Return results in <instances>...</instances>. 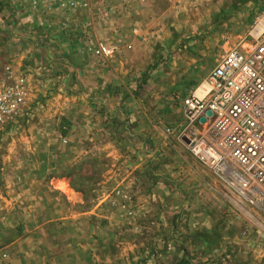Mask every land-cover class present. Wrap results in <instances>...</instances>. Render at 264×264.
<instances>
[{"label": "rangeland", "instance_id": "374dc122", "mask_svg": "<svg viewBox=\"0 0 264 264\" xmlns=\"http://www.w3.org/2000/svg\"><path fill=\"white\" fill-rule=\"evenodd\" d=\"M61 1L0 0V71L28 80L0 129V264H264L263 208L180 137L181 97L264 0Z\"/></svg>", "mask_w": 264, "mask_h": 264}, {"label": "built area", "instance_id": "2783aa9c", "mask_svg": "<svg viewBox=\"0 0 264 264\" xmlns=\"http://www.w3.org/2000/svg\"><path fill=\"white\" fill-rule=\"evenodd\" d=\"M60 5L87 2L64 0ZM117 50L116 44L98 43L92 51L111 56ZM204 82V94L194 89L180 99V137L194 158L240 200L264 210V12L240 43L225 51ZM27 94L26 74L5 65L0 71V129L16 117Z\"/></svg>", "mask_w": 264, "mask_h": 264}, {"label": "crops", "instance_id": "0c3cea01", "mask_svg": "<svg viewBox=\"0 0 264 264\" xmlns=\"http://www.w3.org/2000/svg\"><path fill=\"white\" fill-rule=\"evenodd\" d=\"M117 1V3H118V5H121V4H123L121 1L122 0H116ZM145 0H125V2H124V4H126L127 5V7H129V9H131L132 7H134V5H136V4H138V3H143ZM136 2H138V3H136ZM145 5H146V3H145ZM145 7V6H144ZM36 9V8H35ZM132 10H130L129 12H131ZM29 17H27V19H28ZM27 19H23L22 20V23L23 22H25V21H27ZM24 27L26 28V29H29V25L28 24H24ZM24 27H22V30L25 32L26 30H25V28ZM136 29V28H135ZM137 30V29H136ZM14 32H15V30H14ZM13 38L14 39H18V40H25L26 39V42L28 43V42H34V40H36L37 39V36L36 35H33V34H23V33H21V32H17L16 34L14 33V36H13ZM16 67H17V69H15V70H17V71H19V69H20V66H19V63L17 62V65H16Z\"/></svg>", "mask_w": 264, "mask_h": 264}, {"label": "trees", "instance_id": "16d2710c", "mask_svg": "<svg viewBox=\"0 0 264 264\" xmlns=\"http://www.w3.org/2000/svg\"><path fill=\"white\" fill-rule=\"evenodd\" d=\"M179 264H193V263L191 262V259H190L189 256L184 255V256L181 258V260L179 261Z\"/></svg>", "mask_w": 264, "mask_h": 264}, {"label": "bare ground", "instance_id": "6f19581e", "mask_svg": "<svg viewBox=\"0 0 264 264\" xmlns=\"http://www.w3.org/2000/svg\"><path fill=\"white\" fill-rule=\"evenodd\" d=\"M205 90H206V84H205V82H203L202 85H200L196 89V93L202 95V94H204Z\"/></svg>", "mask_w": 264, "mask_h": 264}, {"label": "water", "instance_id": "95a60500", "mask_svg": "<svg viewBox=\"0 0 264 264\" xmlns=\"http://www.w3.org/2000/svg\"><path fill=\"white\" fill-rule=\"evenodd\" d=\"M206 113H207V114H210V111L208 110ZM204 119H205L204 117H201V118H200L201 121H204Z\"/></svg>", "mask_w": 264, "mask_h": 264}]
</instances>
